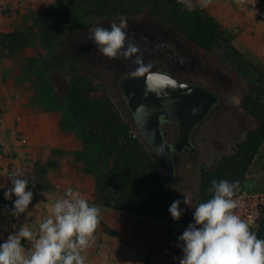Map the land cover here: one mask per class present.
I'll return each mask as SVG.
<instances>
[{"label": "rangeland", "instance_id": "1", "mask_svg": "<svg viewBox=\"0 0 264 264\" xmlns=\"http://www.w3.org/2000/svg\"><path fill=\"white\" fill-rule=\"evenodd\" d=\"M54 1L0 0V40L4 34L13 31L30 35L28 42L13 43L8 48L0 42V126L4 123V116L9 114L13 129L18 128L21 122L20 115L27 109L50 112L54 115L59 113L62 115L63 127L69 124L70 118L60 105V99L68 79L73 74L92 76L102 82L122 116L127 119L119 94L112 86L114 68L104 60L97 46L89 41L90 29L98 26L109 27L113 22L119 23V19L88 18L66 29L56 43L55 50L49 52L40 42L34 26V18ZM200 1L191 0L192 6L200 5ZM259 3L260 0H249L245 6L239 8L236 0H212L210 6L212 12L218 14L217 17L211 15L205 7L204 9L232 38L231 44L241 53L243 60L250 62L264 73V9L258 8ZM235 16L243 20L238 23L235 21ZM125 18L128 22L127 36L151 34L153 37L162 32L175 35L182 42L181 44L187 47L186 55L190 58L188 64H183L186 68L180 73L182 78L215 92L223 103L222 108L196 130L192 137L195 152L177 158L175 176L171 178L174 184L169 186L171 194L175 200L181 201L184 196H188L192 201L190 207L183 202L180 206L192 210L197 198L199 166L201 164L210 166L223 154L229 153L235 141L244 135L245 128L251 123L250 118L237 108L236 98L245 91L246 82L252 81L254 74L248 66L237 74L235 72L237 62L233 58L225 57L222 49L201 51L183 36L170 31L153 11H145L140 16ZM56 60L61 63L56 64ZM71 130L82 146L80 132L73 127ZM17 131L14 134L16 141L20 143V147H24L26 140ZM15 154L8 156L18 163ZM81 154L80 161L84 165L82 169L90 173L86 151ZM60 155L62 157L61 153L57 154V146H55L50 148L45 157L34 160L21 159L22 161L19 159L21 170L29 178V190L33 192V204L29 205L31 215L22 214L19 220L25 218L23 222L33 230L48 214V210L43 209L45 196L57 195L69 187L76 189L68 182L75 174V170L72 169L70 172L67 168L63 171L57 166V156ZM64 155L69 157V153ZM259 157L264 163V145ZM259 165L255 172L247 177L246 185L253 194L257 195L258 200H262L264 171L259 169ZM10 173L11 171L7 172V176ZM33 183L35 187H32ZM5 190L6 188L0 189L2 193L0 203L11 208L13 201L4 199ZM82 196L87 198L90 204L104 210L105 207L99 204L96 197L95 183L92 196L88 197L85 194ZM113 211H106L110 212V217L101 215L100 226L95 233V243L85 253L87 264H142L136 254H139L140 248L135 245V236L139 235L138 227L159 226L161 222ZM34 214L37 217H34ZM6 217L12 224L16 220L14 217L12 220L11 216ZM4 218V215H0V242L7 237L8 234L4 230L11 225L4 222ZM19 220H17L18 225ZM172 230L168 227V232Z\"/></svg>", "mask_w": 264, "mask_h": 264}, {"label": "trees", "instance_id": "2", "mask_svg": "<svg viewBox=\"0 0 264 264\" xmlns=\"http://www.w3.org/2000/svg\"><path fill=\"white\" fill-rule=\"evenodd\" d=\"M258 8L264 9V0H260ZM145 11H153L170 31L183 36L201 51L222 49L225 57L237 62V74L247 66L254 74V79L246 82L245 91L236 98L237 108L251 123L229 153L210 166H199L195 208L211 198L208 189L212 180L238 181L240 188L258 164L264 171L263 160L259 157L264 145V73L243 60L231 44L232 38L199 4L189 10L178 0H55L34 18V26L41 44L51 52L66 29L88 18L119 19L140 16ZM29 37V34L13 31L4 34L0 42L8 48L13 43L28 42ZM60 105L70 118V126L77 128L82 137L99 204L177 229L174 237L172 231L166 239V245L174 239L172 251L177 255L180 251L178 237L192 222L194 208L186 210L180 206L185 210L181 219H172L168 211L175 201L169 189L174 185L172 179L164 174L156 156L145 146L127 110L128 120L102 82L83 74L70 76ZM255 233L264 239V203L259 207Z\"/></svg>", "mask_w": 264, "mask_h": 264}, {"label": "clouds", "instance_id": "3", "mask_svg": "<svg viewBox=\"0 0 264 264\" xmlns=\"http://www.w3.org/2000/svg\"><path fill=\"white\" fill-rule=\"evenodd\" d=\"M192 10L191 0H178ZM212 0H201L200 6L207 7ZM240 5L247 0H236ZM127 19L109 27L90 29L89 41L108 59L130 58L138 52L134 45L126 44ZM134 75L142 76L149 71L137 61ZM175 81L164 73H150L148 87L151 91L174 87ZM11 186L0 184L4 199L13 201L0 215L19 220L22 214L31 215L29 205L33 192L29 190V178L23 170H15L8 176ZM35 187V184H32ZM239 182L212 180L208 189L211 198L194 208L193 220L178 237L177 247L183 253L179 264H264V239L257 237L251 224L239 215L237 193ZM13 197L15 199L13 200ZM192 201L184 196L175 200L168 211L174 221L184 214L180 208ZM101 209L90 204L87 198L71 187L62 197L48 205V214L33 230L27 224H11L13 231L0 242V264H87L85 253L95 243V233L100 226ZM22 242H27L26 247Z\"/></svg>", "mask_w": 264, "mask_h": 264}, {"label": "crops", "instance_id": "4", "mask_svg": "<svg viewBox=\"0 0 264 264\" xmlns=\"http://www.w3.org/2000/svg\"><path fill=\"white\" fill-rule=\"evenodd\" d=\"M247 2H249V0H247ZM237 5L240 8L246 4L240 6V4L237 3ZM211 8L210 4L205 7L211 15L217 17L218 14L216 12H212ZM242 20L243 19L240 17L238 18L235 16V21H238V23ZM22 104H24V102ZM22 112L23 113L20 115L21 122L18 125V128L13 129L9 114L4 116V123L0 126V184L4 183L7 187L11 186L10 181L8 180L7 172L21 170V159L34 160L36 158L45 157L50 148L57 146V154H62V157L61 155L57 156V166H59V168L63 171L67 168H69L70 172L72 169L75 170V174L70 177L68 182L76 188L74 189L75 191H81L79 192L81 195L85 194L88 197L92 196L94 193V180L90 173L82 169V167L84 168V165L80 161V158L82 156L81 153L84 152L83 146L78 143L75 134H73L71 130L72 127L70 124H66V126L64 125L63 127L62 115L59 113L54 115L50 112L32 111L31 109H27ZM11 113H13V111ZM17 129L20 132L21 137L26 140L24 147H20V143L16 141L14 134ZM15 153L18 157V163H16L15 160H11L8 156V154ZM64 153H69V157L65 156ZM50 197H52V195L45 196V204L43 205V209L45 210H48L49 204L47 200ZM99 208L101 209V215L103 217L111 216L110 212L106 211L113 210L104 208V211L103 208ZM33 216L37 217L36 214ZM11 219L14 220L13 217ZM9 220L10 219L6 216L3 219L4 222L6 221L8 224H12ZM24 220L25 218H21L18 225V221L16 219L13 224H16L17 227H19L22 223L25 224V222H23ZM168 227L170 230L173 229V232H168ZM138 228L139 230L137 232L139 235L135 236V245L140 248L139 254H136L137 257L140 258V262L142 264H179V259L182 258L183 253L180 250L177 255H174L172 251L174 239H171L170 244L166 245L167 234H171L172 232V236L174 237L177 229L164 223H160L159 226H140ZM11 230L13 229L8 226L4 232L6 234H10ZM24 245H28L27 242Z\"/></svg>", "mask_w": 264, "mask_h": 264}, {"label": "water", "instance_id": "5", "mask_svg": "<svg viewBox=\"0 0 264 264\" xmlns=\"http://www.w3.org/2000/svg\"><path fill=\"white\" fill-rule=\"evenodd\" d=\"M150 73L160 72L129 76L123 81L121 91L139 136L156 156L163 172L171 177L172 152H180L184 146H190V130L207 115L216 102V96L204 87L180 81L168 74L175 81V86L151 91L148 87ZM160 117L179 125L180 141L172 147L160 131Z\"/></svg>", "mask_w": 264, "mask_h": 264}, {"label": "flooded vegetation", "instance_id": "6", "mask_svg": "<svg viewBox=\"0 0 264 264\" xmlns=\"http://www.w3.org/2000/svg\"><path fill=\"white\" fill-rule=\"evenodd\" d=\"M128 39L126 44L134 45L138 48V52L135 53L130 58L118 57L116 59H108L103 57L106 62L112 65L114 68V75L112 77V86L118 92L120 101L124 107V110L129 114V118L132 121L131 111L126 106V98L123 96L121 91V85L123 81L134 75V71L137 68V61L142 63L145 67L149 69L148 72H160L168 74L175 79L183 82H187L180 75L181 72L185 70L186 67L183 64H188L190 62L189 56L186 55L187 47H185L182 42L175 37L173 34L162 32L151 36V34L141 35L137 34L136 37L127 36ZM195 58H193L194 60ZM193 84V83H192ZM198 85V84H193ZM200 86V85H199ZM203 87V86H201ZM206 88V87H204ZM208 89V88H206ZM216 96V102L212 105L207 115L202 119V121L194 128L190 130V146H184L180 152L173 151V175L169 178H174L176 171V161L178 157L189 156L195 152L193 135L200 125L208 121L212 116L220 110L223 103L220 97L210 89H208ZM160 131L164 134L168 143L171 147L180 141L179 125L177 122L171 120H166L160 117Z\"/></svg>", "mask_w": 264, "mask_h": 264}, {"label": "built area", "instance_id": "7", "mask_svg": "<svg viewBox=\"0 0 264 264\" xmlns=\"http://www.w3.org/2000/svg\"><path fill=\"white\" fill-rule=\"evenodd\" d=\"M66 190V189H65ZM64 190V191H65ZM64 191L61 193L50 197L47 202L50 204L55 199H58L63 196ZM238 199V208L235 210L236 214L239 215L242 219L251 224L252 230L255 232L256 222L259 216V207L264 203V198L262 200L257 199V195L253 194L251 190L246 185V181L242 187L239 188L237 193ZM5 207L8 208V205L0 203V210L3 212ZM26 244V243H25ZM28 247V245H26Z\"/></svg>", "mask_w": 264, "mask_h": 264}]
</instances>
